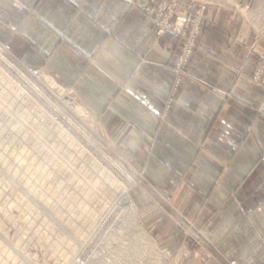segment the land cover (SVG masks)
Instances as JSON below:
<instances>
[{
  "label": "crops",
  "instance_id": "crops-1",
  "mask_svg": "<svg viewBox=\"0 0 264 264\" xmlns=\"http://www.w3.org/2000/svg\"><path fill=\"white\" fill-rule=\"evenodd\" d=\"M154 2L0 0V42L73 86L180 211L210 220L221 255L213 248L209 264H264V86L247 75L263 47L240 12L209 6L202 39L211 51L191 73L210 85L188 80L163 120L177 40L157 33L145 9Z\"/></svg>",
  "mask_w": 264,
  "mask_h": 264
},
{
  "label": "rangeland",
  "instance_id": "rangeland-1",
  "mask_svg": "<svg viewBox=\"0 0 264 264\" xmlns=\"http://www.w3.org/2000/svg\"><path fill=\"white\" fill-rule=\"evenodd\" d=\"M213 5L240 12L251 27L255 47L264 51V0H155L146 13L158 34L177 40L170 65L174 80L160 113L163 120H168L177 92L188 80L210 85L191 73V65L198 54L211 51L202 32L205 12ZM166 20L170 27L161 31ZM0 70L6 74L0 75V264H209L210 251L219 253L209 234L210 220L198 222L180 211L150 180L141 158L104 132L101 114L89 108L73 86L43 67L30 66L8 43L6 50L0 48ZM41 74L57 85L47 87ZM247 75L264 86V56ZM7 78L14 79V86ZM34 83L52 96L51 102ZM74 102L92 113L98 133L70 106ZM109 170L128 185L138 206L137 226L123 218L127 215L131 221L128 207L127 212L118 204L103 209L108 201L104 197L113 201L119 195ZM152 202L162 210L152 211ZM228 262L237 264L234 259Z\"/></svg>",
  "mask_w": 264,
  "mask_h": 264
},
{
  "label": "bare ground",
  "instance_id": "bare-ground-1",
  "mask_svg": "<svg viewBox=\"0 0 264 264\" xmlns=\"http://www.w3.org/2000/svg\"><path fill=\"white\" fill-rule=\"evenodd\" d=\"M229 1H231V2H233V3H235V4H239V0H229ZM244 6V5H243ZM8 68V67H7ZM6 68V69H7ZM13 71V70H12ZM25 72V71H24ZM20 73H21V75L25 78V79H28V81L30 80L29 79V75L27 76L26 74H24V73H22L21 71H20ZM0 75H2V78H3V76H6V74L4 73V71H1L0 70ZM12 77H13V75H12ZM39 77H40V79L44 82V84L47 86V87H49V88H52L53 89V87H55L57 84H56V81L54 80V79H52V78H49V77H47V76H43L42 74L41 75H39ZM19 78V77H18ZM32 78V77H31ZM7 80H9L8 82H9V85H11V86H14V79L13 78H11V79H9V78H7ZM33 80V79H32ZM31 81V80H30ZM31 82H33V81H31ZM30 82V83H31ZM26 84V83H25ZM33 84V83H32ZM34 85H35V87L37 88L36 90H38L41 94H43V95H45V97H47L48 99H49V101L51 102V97L49 98L48 96H47V94H46V90L44 91L43 90V88H41L38 84H35L34 83ZM6 89V88H5ZM18 89H20V88H18ZM32 90V89H31ZM35 90V91H36ZM57 92V91H56ZM17 93H19V92H17ZM36 93V92H35ZM61 95H63V94H61ZM40 96V95H39ZM67 96V95H66ZM42 99V98H41ZM42 101V100H41ZM39 106V105H38ZM59 106V105H58ZM70 106H72V108L78 113V114H80L83 118H85L89 123H91V125H93V127L95 128V130L97 131V133H98V131H99V129H98V125H97V123H96V121H95V119H94V117H93V115H92V113L87 109V107L85 106V105H83L81 102H74L72 105H70ZM50 107V106H49ZM57 107V106H56ZM69 120V119H68ZM21 125V124H20ZM74 126V125H73ZM76 127V126H75ZM72 128H74V127H72ZM67 129V128H66ZM97 142V141H96ZM97 147V146H96ZM104 157V156H103ZM40 160V159H39ZM105 162V161H104ZM106 162H107V160H106ZM117 163V162H116ZM122 164V163H121ZM107 165V164H106ZM117 165V164H116ZM113 166V165H112ZM104 171H105V169H104ZM120 171V170H119ZM120 173V172H119ZM122 173V172H121ZM123 173H125V172H123ZM108 174H109V178H110V180L113 182V183H116V186H117V190H118V194L119 195H117V198H116V200H110L108 197H104V199L105 200H108V201H105L106 203H104V205H103V209L104 208H107V209H111L112 207H114L115 206V204H118V205H120L123 209L124 208H127L128 207V209L129 210H127V209H124L123 211H128L129 213H130V215H131V221L129 220V218L127 217V215H125V216H123V218H127V221L129 222V225H130V223H135V225L137 226V224H138V220H137V218H138V206H137V204L135 203V199L133 198V196L131 195V193H130V191H129V187H128V185L125 183V182H121L120 180H119V178L115 175V172L113 173L112 172V170H109L108 171ZM39 176V175H38ZM128 176V175H127ZM134 178V177H133ZM132 178V179H133ZM45 181H46V179H44ZM125 180V179H124ZM129 182V181H128ZM123 202V203H122ZM123 204V205H122ZM106 209V210H107ZM117 211V210H116ZM126 211V212H127ZM119 213V212H118ZM120 214H122V213H120ZM124 214V213H123ZM107 215V211H105V212H101V223L103 222V219L105 218V216ZM114 215V214H113ZM120 218H122V217H120ZM120 220H122V219H120ZM113 222V221H112ZM112 222H110V223H112ZM114 223V222H113ZM121 223H124V222H121ZM121 223H118L117 224V228H119V230H123V228L120 226V225H122ZM125 224V223H124ZM124 226V225H123ZM98 227V226H97ZM112 227H115V225L113 224L112 225ZM141 232L143 233V234H145L144 236H146L147 235V237L151 240V245L152 246H154V247H156V241H155V239H153V237H151L144 229H142L141 230ZM162 254V253H161ZM171 260V259H170ZM169 260V261H170ZM171 262V261H170Z\"/></svg>",
  "mask_w": 264,
  "mask_h": 264
},
{
  "label": "built area",
  "instance_id": "built-area-1",
  "mask_svg": "<svg viewBox=\"0 0 264 264\" xmlns=\"http://www.w3.org/2000/svg\"><path fill=\"white\" fill-rule=\"evenodd\" d=\"M169 27H170V26H169V21L166 20V21H163V23H162V27L160 28V30H161V31L168 30ZM194 39H195V38H188V40H191L192 43L194 42ZM191 42H190V43H191ZM0 46H1L0 48H1V52H2V51H4V50H6V48H7V43L0 42ZM261 72H262V69L258 72L257 77L260 75ZM179 78H180V76H179ZM177 82H180V79H179Z\"/></svg>",
  "mask_w": 264,
  "mask_h": 264
}]
</instances>
